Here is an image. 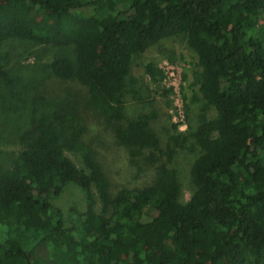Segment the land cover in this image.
Wrapping results in <instances>:
<instances>
[{
    "label": "trees",
    "instance_id": "16d2710c",
    "mask_svg": "<svg viewBox=\"0 0 264 264\" xmlns=\"http://www.w3.org/2000/svg\"><path fill=\"white\" fill-rule=\"evenodd\" d=\"M178 38L199 68L184 132L132 75L149 48ZM13 41L73 48L52 74L85 88L131 164L155 174L112 196L77 109H35L0 171V264H264V0H0V45ZM145 72L164 78L154 63ZM1 79L13 84L2 64ZM129 99L150 110L127 116ZM186 150L197 152L189 200L170 167ZM68 184L87 192L70 227L50 201Z\"/></svg>",
    "mask_w": 264,
    "mask_h": 264
},
{
    "label": "rangeland",
    "instance_id": "374dc122",
    "mask_svg": "<svg viewBox=\"0 0 264 264\" xmlns=\"http://www.w3.org/2000/svg\"><path fill=\"white\" fill-rule=\"evenodd\" d=\"M72 49L39 46L26 41L0 45V64L13 81L12 85H7L0 80V171L9 169L20 153L18 138L31 126L36 116L35 109L39 116L76 108L87 126L85 142L92 147L94 157L106 174L111 195L124 188L149 185L154 178V168L144 163L131 164L127 149L116 143L111 128L95 112L86 108V89L76 82L57 79L49 69V64L59 54L73 58ZM147 63L156 64L163 71L164 78L153 82L145 72ZM198 70L195 54L178 38L149 48L134 61L132 75L140 83L142 96L155 100V107L160 111L166 127L176 125L179 131L184 132L187 129L184 105L194 94H199L196 83ZM150 107V104H137L129 99L127 116L146 113ZM165 143L166 134L162 137V147ZM66 153L79 168L82 167L79 156ZM196 157L197 152L180 151L170 165L178 172L185 200L191 196L190 171ZM50 201L62 209L65 225L70 227L75 214L86 210L87 192L68 184L61 194Z\"/></svg>",
    "mask_w": 264,
    "mask_h": 264
}]
</instances>
